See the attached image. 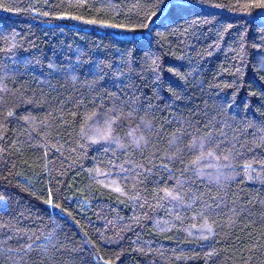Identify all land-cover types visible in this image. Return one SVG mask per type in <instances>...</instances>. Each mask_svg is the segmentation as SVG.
I'll list each match as a JSON object with an SVG mask.
<instances>
[{"label": "trees", "instance_id": "trees-1", "mask_svg": "<svg viewBox=\"0 0 264 264\" xmlns=\"http://www.w3.org/2000/svg\"><path fill=\"white\" fill-rule=\"evenodd\" d=\"M261 4L0 0V264H264Z\"/></svg>", "mask_w": 264, "mask_h": 264}, {"label": "snow or ice", "instance_id": "snow-or-ice-1", "mask_svg": "<svg viewBox=\"0 0 264 264\" xmlns=\"http://www.w3.org/2000/svg\"><path fill=\"white\" fill-rule=\"evenodd\" d=\"M260 6H261V7H264V4H261ZM155 7L159 8L160 5L157 4V5H155ZM5 10H8V9H5ZM152 15L155 16L156 13L153 12ZM58 18H59V19H72V20H79V19H80L79 17H76V16H71V17L62 16V17H58ZM82 22H83V23H86V24H96V23H97V21H95V20H84V21H82ZM101 26H102V27H109V28H116V27H118V26L115 25V24H101ZM129 30H132V29H129ZM108 135H110V131H109V134H108ZM104 138H107V136L104 137ZM92 142H93V143H96L97 141H96V140H93ZM209 155H211V153H209ZM115 191L119 192V191H121V189L117 187V188H115ZM166 195L169 196V197H171L172 199H178V198H179L178 195H174V194H173L172 192H170V191H169V192H166ZM48 203H49L51 206L55 207V205L52 204V201H51V200H49Z\"/></svg>", "mask_w": 264, "mask_h": 264}]
</instances>
